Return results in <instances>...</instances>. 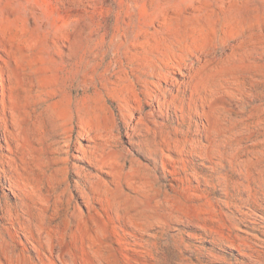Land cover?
Masks as SVG:
<instances>
[{
  "label": "rangeland",
  "instance_id": "374dc122",
  "mask_svg": "<svg viewBox=\"0 0 264 264\" xmlns=\"http://www.w3.org/2000/svg\"><path fill=\"white\" fill-rule=\"evenodd\" d=\"M0 264H264V0H0Z\"/></svg>",
  "mask_w": 264,
  "mask_h": 264
}]
</instances>
